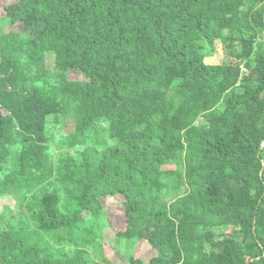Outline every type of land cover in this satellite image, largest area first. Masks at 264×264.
I'll return each instance as SVG.
<instances>
[{
	"label": "trees",
	"instance_id": "1",
	"mask_svg": "<svg viewBox=\"0 0 264 264\" xmlns=\"http://www.w3.org/2000/svg\"><path fill=\"white\" fill-rule=\"evenodd\" d=\"M2 10L0 264L104 260L107 196L145 264H264V0Z\"/></svg>",
	"mask_w": 264,
	"mask_h": 264
},
{
	"label": "rangeland",
	"instance_id": "2",
	"mask_svg": "<svg viewBox=\"0 0 264 264\" xmlns=\"http://www.w3.org/2000/svg\"><path fill=\"white\" fill-rule=\"evenodd\" d=\"M15 0H0V17L4 15V11L2 10L4 4L11 3ZM20 23L18 20L13 23L10 27H5L4 31H8L9 29H17L20 27ZM234 61L231 57H229L224 50L221 48L219 44H217L215 54L207 58L205 62L207 64H217L220 62H232ZM67 78L71 80H82V75L75 70L69 71L67 74ZM65 131L68 129L65 128ZM172 166H163L162 169H172ZM119 198H113L110 196L103 197L100 199V202L97 203V207H102L107 216V221L109 226L103 230V256L104 260H94L93 264H133L135 261H139L141 264H145L149 261V259L153 256H156V252L146 243L142 242H132L127 243L124 241H119L116 245V249L113 247V238L118 232L125 231L127 224L124 214L122 213V209L119 205ZM9 206H12L10 203H6ZM95 204V203H94ZM95 205V206H96ZM0 207L2 205L0 204ZM228 232V231H227ZM124 253L130 256L131 259H127L124 256Z\"/></svg>",
	"mask_w": 264,
	"mask_h": 264
},
{
	"label": "water",
	"instance_id": "3",
	"mask_svg": "<svg viewBox=\"0 0 264 264\" xmlns=\"http://www.w3.org/2000/svg\"><path fill=\"white\" fill-rule=\"evenodd\" d=\"M260 174H261V171H260Z\"/></svg>",
	"mask_w": 264,
	"mask_h": 264
}]
</instances>
